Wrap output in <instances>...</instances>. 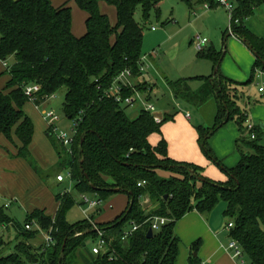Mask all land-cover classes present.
<instances>
[{
	"label": "trees",
	"instance_id": "trees-1",
	"mask_svg": "<svg viewBox=\"0 0 264 264\" xmlns=\"http://www.w3.org/2000/svg\"><path fill=\"white\" fill-rule=\"evenodd\" d=\"M99 1L114 6V26L101 12ZM184 1L189 5L191 0ZM203 1L217 6L214 0ZM74 2L85 13V32L81 36L72 33L71 9L64 4L54 7L50 0H0V62L8 75L0 89V135L15 144L16 156L47 182L49 174L37 165L29 150L34 126L25 111L29 100L24 88L40 87L34 93L36 104L65 89L62 110L66 118L75 122V133L69 147L52 134L49 137L57 157V171L67 170L81 195L93 194L103 204L111 195L123 193L128 204L119 217L105 224L94 222L93 215L68 222L65 216L74 198L67 192L54 195V215L46 214L44 208H33L23 224L7 215L4 206L0 207V226L11 225L16 241L22 237L26 242L40 231H50L54 237V243L46 248L28 244L20 250L17 241V250L4 254L9 248L0 233V264H175L179 254L176 222L193 209L208 213L220 200L226 204L223 216L227 224L232 223L229 235L240 245L247 262L264 264V128L255 126L253 139L248 135V114L237 104L235 86L240 84L220 71L223 52L212 47L198 52L199 57L212 63L213 72L197 77V87L190 85L195 80L192 77L165 79L176 100L197 107L209 99L215 101L214 124L195 128L202 153L227 177L217 182L205 177L199 165L168 157L162 136L155 145L150 143V136L161 135V125L172 120L176 111L163 115L158 123L143 108L130 118L126 105L106 95L122 70L129 69L132 80L141 75L143 30L151 17H159L160 0ZM261 3L264 0H236L233 18L238 22H231L232 33L255 56L254 71H264V38L255 35L244 20ZM136 12L140 14L139 22ZM252 78L253 75L245 84ZM146 86V82H137L133 87H122L121 96L137 90L150 101L151 91L147 93ZM230 121L236 122L240 131L235 142L240 159L228 168L213 155L208 138ZM158 168L171 175L158 176ZM144 197L154 205L150 210L141 205ZM102 204L95 210L99 211ZM152 216L168 221L147 237ZM32 223L38 229L25 228ZM133 223L141 226L122 239ZM95 228L106 242L105 249L97 254L92 252L99 235ZM198 245L199 241L192 245L193 251ZM80 255L87 261L81 262ZM190 264H197L195 258Z\"/></svg>",
	"mask_w": 264,
	"mask_h": 264
},
{
	"label": "rangeland",
	"instance_id": "rangeland-1",
	"mask_svg": "<svg viewBox=\"0 0 264 264\" xmlns=\"http://www.w3.org/2000/svg\"><path fill=\"white\" fill-rule=\"evenodd\" d=\"M59 2V4H64L71 9L72 15V25L74 31H78V27L84 28V31L80 34L83 35L85 32V13L78 8L77 4L74 0H55ZM63 2V3H62ZM204 3H199L193 5L192 8L196 9V12L189 10L187 8V4L183 0H162L160 5V14L158 18L151 17L149 24L144 27L143 30V40H142V56H148L154 49L159 51L160 59H162V64L159 66L156 64H148V69L143 71L144 78L146 81H149L151 85H153V90L148 89L146 92H151L150 100L154 103L156 110L158 112L163 111L164 108H168L177 112V117L184 116L185 112H189L192 115V121L194 125L203 124L204 126H212L214 124V113H215V101L213 99H209L205 104L201 107L193 106L190 104H186L182 101L174 99L170 94V90L166 85V82L163 80V76L166 75L170 79L184 78V77H192L193 82L190 83L191 86L197 87L199 82H197L196 78L200 76H208L211 71L210 62L203 57H196L198 51L194 47V38L199 36L200 38H206L208 41V45H213L216 50H226L229 52L223 57L222 53V61L221 62V71L228 78L233 81L239 83L240 85H236L235 89L238 95L237 104L238 106L248 112L250 114L252 107L256 105L264 106V71L263 70H253V60L254 54L250 51L247 46L240 41L233 34H228V36H222V33L227 30L230 26V19L227 10L223 7L217 6L216 8H210L206 10L204 9ZM187 5V6H186ZM99 8L101 12L107 15L110 24L112 26L116 23V10L113 5L106 4L104 1H99ZM202 11H212L214 15H216L219 19V23H224V27L219 30L217 23L215 21L209 19L207 16L204 18V23L197 22L195 17L199 16ZM136 21H140V14L136 12L135 14ZM172 19L171 23L163 25V23ZM251 19V26L255 28V30L260 34L259 37L264 38V3H261L257 6L253 12V14L246 18V20ZM151 26L155 28V30H151ZM229 33V32H228ZM232 43H235L234 45ZM222 47V48H221ZM206 48V47H204ZM221 48V49H220ZM245 49L247 53V62H239L237 58V54L242 49ZM204 50V49H203ZM231 51V53H230ZM223 52V51H222ZM245 58L246 56H242ZM159 59V60H160ZM250 59L252 61L250 62ZM238 60V61H236ZM245 61L246 59H242ZM153 65V66H152ZM146 65H144L145 67ZM247 67V71H246ZM164 72L163 75L161 72ZM253 75L252 81L250 83L245 84L248 80H250ZM137 79V78H136ZM134 79V80H136ZM132 82V79H130ZM137 81V80H136ZM132 82L131 87L136 85L137 82ZM148 82V83H149ZM263 88V91L259 92L258 89ZM137 91V90H136ZM65 89H60L45 102L40 105V108L53 110L56 119L54 120L55 131L53 133L52 128L47 127V132L50 135H53V138L58 141L56 138L60 133H65L67 137H73L72 126L74 121L65 117L62 110V102L64 99ZM139 92V91H137ZM135 93V92H134ZM133 93V94H134ZM140 98L142 97L146 100L145 94L139 92ZM140 104H136L134 106L126 105L125 112L130 118L136 116L141 108V104L144 102L143 99L139 101ZM124 106V104H122ZM166 111L164 113L167 114ZM252 115V114H250ZM257 114H255L256 116ZM163 117V116H162ZM163 119V118H162ZM252 119L258 125L260 123L258 117H254L252 115ZM178 122V126H182V120H176ZM248 121H251L248 117ZM233 125L237 126L236 122L230 121ZM168 128L167 135L173 139H180L181 133L177 130L173 132V130L169 129L173 126L171 124H167ZM157 136L153 137L151 140L156 141ZM264 143V133L261 138ZM47 145L48 141L45 139ZM41 141V142H44ZM59 142V141H58ZM60 143V142H59ZM49 146V145H48ZM203 154V153H202ZM204 155V154H203ZM205 156V155H204ZM207 158V157H206ZM208 159V158H207ZM35 160V159H34ZM209 160V159H208ZM23 164L18 165V169H12V172H9L13 176L9 178L2 177L0 174V207H3L4 212L9 215L11 218L16 219L21 224L27 218V211L31 204H34V192L35 187L34 183L36 180V176L29 167L28 163L25 160H21ZM36 161V160H35ZM210 161V160H209ZM211 162V161H210ZM37 164L41 165L39 162ZM55 164V163H54ZM21 168V170H20ZM25 170H29L31 172L30 175L24 173ZM157 175L163 178H167L170 176V172L165 169L158 168L156 169ZM203 172V171H202ZM57 174V173H56ZM55 174V175H56ZM61 174L64 176V182L61 184L57 183L55 180L49 179L48 193L53 196L57 193L67 192L72 195L74 198V204L69 208L66 213V220L70 223L85 219V216H88L90 211L91 215H93V221L96 223H110L114 221L115 218L119 217L122 212H124L125 205L127 203V196L123 193H116L111 195L105 202L104 206H101V211H94L93 209L87 212V215L83 213V209H87V204L81 203V194L78 193L76 188L74 187L73 182L68 178L67 170H62ZM26 175L27 177L23 176ZM54 175V176H55ZM20 176V177H19ZM15 178V179H14ZM33 193V194H32ZM12 195H16L14 200L9 201V197L12 198ZM90 198H93V194H88ZM48 198V196H47ZM95 198V197H94ZM7 204V205H6ZM34 207V206H33ZM226 207L224 201L220 200L213 208L209 211L213 217H217L218 220H221L223 216V211ZM50 208V207H49ZM120 210L117 216H115V212ZM85 215V216H84ZM90 215V214H89ZM115 216V217H114ZM220 222V221H219ZM224 227L227 226V220L224 218ZM38 226L32 223L30 229H38ZM226 231L229 235V230L226 228ZM46 231L38 232L33 238L29 239L26 242L24 240L18 239V244H20V250L22 247H26V245H30L32 248L37 247L38 245H43L41 242L43 237H41V233ZM0 233L2 237L6 239L8 250L4 254H8L10 252H14L17 250L15 248L14 240L16 237V232L14 233V228L9 226H0ZM27 233V232H26ZM29 233V232H28ZM15 235L13 238L12 235ZM226 245L230 242V235L228 236ZM42 243V244H41ZM90 244V242H87ZM88 247V246H87ZM15 248V249H14ZM79 257V253L76 254ZM80 260L87 261L86 258H83L80 255ZM31 264V263H26Z\"/></svg>",
	"mask_w": 264,
	"mask_h": 264
},
{
	"label": "crops",
	"instance_id": "crops-1",
	"mask_svg": "<svg viewBox=\"0 0 264 264\" xmlns=\"http://www.w3.org/2000/svg\"><path fill=\"white\" fill-rule=\"evenodd\" d=\"M52 5L54 7H59L62 4H59V2L55 0H50ZM184 1V0H183ZM162 0L159 2V10ZM63 3V2H62ZM186 3V2H185ZM199 3H205L203 0H191L190 4L187 3V8L190 10L193 5L199 4ZM208 3V2H207ZM204 6V4H202ZM217 6H211L209 4V7L204 9L201 8V10L206 9H212L216 8ZM196 12L195 8H192ZM208 17L209 19L215 21L217 23L218 29L221 30L224 27V23H219V19L212 11H202L199 16L195 17V20L200 23H204V18ZM85 21V20H84ZM172 19L166 20L163 25L171 23ZM251 19L244 20V23L246 26L257 36H260V34L253 28L250 24ZM153 26H151L152 28ZM153 30V29H151ZM155 30V28H154ZM153 30V31H154ZM71 31L75 36H80V34L84 31V28L82 27L81 30L78 27V31H74L73 25H71ZM227 30H225L222 33V36H228V33L225 35ZM241 41V40H240ZM242 42V41H241ZM208 43V42H207ZM244 43V42H243ZM233 45L235 43H232ZM245 44V43H244ZM206 48H214L213 45L207 46ZM246 45V44H245ZM204 48V50L206 49ZM222 48V47H221ZM220 48V49H221ZM225 50L223 51V57L224 55L229 53L226 48L223 46ZM248 48V47H247ZM216 50V49H215ZM243 48L241 53L239 52L237 54V58L239 62H247V53L244 51ZM220 52V50H216ZM221 51V52H222ZM231 53V51H230ZM246 56L243 58L242 56ZM196 57L198 58V53L196 54ZM222 57V59H223ZM159 51L157 56H149L148 55V64H154L161 65L162 59H160ZM242 59H246L243 61ZM236 60V61H238ZM209 61V60H208ZM222 61V60H221ZM252 59H250V62ZM210 62V61H209ZM254 63V60H253ZM211 71L210 74L213 72V65L210 62ZM153 66V65H152ZM253 66V65H252ZM220 71H221V62H220ZM247 71V67H246ZM161 72V71H160ZM162 75L164 72H161ZM222 73V71H221ZM224 75V73H222ZM208 75V76H209ZM203 76V75H202ZM226 76V75H225ZM201 77V76H200ZM227 77V76H226ZM186 78V77H184ZM165 79H170L166 75L163 76V80L165 82ZM8 80V75L5 71L4 63L0 62V89L3 88L5 82ZM139 82H146L147 90L151 89L153 90V85L150 84L149 81H146L144 78V73H142L141 76H139L137 79ZM136 80H132V82H135ZM149 82V83H148ZM259 91V89H258ZM152 92V91H151ZM151 92L149 93L151 95ZM261 92V91H259ZM146 102H150L154 104L151 100ZM42 105V104H41ZM142 106V105H141ZM135 107V105H134ZM25 111L28 114V116L31 118L33 126H34V133L32 138V143L29 146L30 153L32 157L36 160V163L39 162L41 165L37 164L45 173L49 174V177L47 178V182H43L38 176L36 177L34 187V204H31L29 209H26L27 213L33 209V208H44L46 214L54 215L57 207V203L54 200V196L52 194L48 193V186H49V179L55 180L57 183L56 176L58 174H61L62 170H58L56 168V162L57 157L56 154L52 148L51 142L49 140L50 133H48L47 127L49 128L46 121L43 119V115L41 113L42 108L37 107L32 102H27ZM172 113L173 110L168 108H164L163 111H160L159 113L163 116L165 112ZM189 113V112H188ZM248 117L251 120V122L254 124V126H257L255 121L252 119V115L254 117H258L260 123L258 126L261 128H264V106L256 105L252 107V110L250 112V115L248 112ZM255 114H257L255 116ZM181 119L182 120V126H178V122L176 120ZM192 121V115L189 113V117L187 118L184 114L182 117H177V113L174 114L172 120L164 122L161 125V135L153 134L150 136L149 141L152 145H155L161 138H164L167 144V154L168 157H170L173 160L176 161H183V162H190L199 165L203 168L202 174L217 182L225 181L227 179L226 175L212 162H210L203 154L200 149V146L198 144V134L196 131V126L201 125L203 127H209L204 126L203 124H197L194 125ZM167 124H171V130L173 132L178 133L180 131L181 137L180 139H171L167 133L168 128L166 127ZM157 139L154 142L151 140L153 137H156ZM240 136V131L238 129V126H234L233 123L227 122L221 127H219L209 138H208V144L212 150L213 155L219 159L226 167L230 168L236 165L240 159V155L235 147L236 139ZM47 139L48 145L46 141ZM44 141V142H41ZM22 158L16 156V147L15 144H10L3 136L0 135V174H2V177L9 178L13 176L9 172H12V169H18V165L23 164ZM55 163V164H54ZM30 167V166H29ZM21 170V168H20ZM32 170V169H31ZM24 173L30 175L31 172L29 170L24 169ZM34 173V172H33ZM57 173V174H56ZM35 174V173H34ZM56 174V175H55ZM55 175V176H54ZM27 177L26 175H23ZM36 176V174L34 175ZM20 177V176H19ZM169 177V176H168ZM15 179V178H14ZM64 182V181H63ZM61 184V183H59ZM33 194V193H32ZM48 196V198H47ZM16 198V195H12V198L9 197L10 200H14ZM106 201V200H105ZM128 204V198L127 203L125 205L124 210L126 209ZM141 205L145 207V209L150 210L154 205H151L149 202L148 197H144L141 201ZM34 206V207H33ZM104 206V202L102 204ZM50 207V208H49ZM123 210V211H124ZM96 211V210H94ZM101 211V209L99 210ZM120 210L115 212V216H117ZM90 211L89 214L91 215ZM123 213V212H122ZM121 213V214H122ZM88 214V216H89ZM114 216V217H115ZM220 221V222H219ZM224 217L221 220H218L217 217H213L211 213H199L196 210H190L187 213H185L175 224L174 230L175 234L179 238V254L176 260L175 264H190V261L193 258H195V262L197 264H238L234 259L231 258L230 254L226 250V243L227 239L229 238L228 232L226 231V228L224 227ZM15 233V231H14ZM12 237L14 238L15 235L13 234ZM41 237L44 240V232L41 233ZM16 238H14L15 240ZM43 240L41 242H43ZM199 241L198 249L196 251H193L192 245ZM42 244V243H41ZM40 245H38L35 248H38ZM247 261V260H246Z\"/></svg>",
	"mask_w": 264,
	"mask_h": 264
},
{
	"label": "built area",
	"instance_id": "built-area-1",
	"mask_svg": "<svg viewBox=\"0 0 264 264\" xmlns=\"http://www.w3.org/2000/svg\"><path fill=\"white\" fill-rule=\"evenodd\" d=\"M214 2L217 6L223 7L225 10H227V12L229 14V19H230V26L228 28V32H229V34H233L232 29H231V22H235V23L238 22V18H233V10L235 8L236 0H214ZM204 6L206 8H208L209 3L205 2ZM151 29L154 30V27H152ZM193 42H194L195 49L199 52V51H203V49L206 46L208 41L206 38H200L199 36H196L194 38ZM157 55H158V50L154 49L149 56H157ZM147 62H148V56H141V58L139 60V71L141 72V75H142L143 71L145 70V68L147 67V64H146ZM144 65H146V66L144 67ZM131 77H132V73L129 69L122 70L114 78L111 86L107 89L106 95L108 97H113L115 101H117L121 104L130 105V106H134L138 103L140 104L139 101L143 99L144 102L141 104L142 105L141 108H143L145 111L149 112L155 122H157V123L160 122L163 118L162 115L156 110V107L154 104H152L150 102H146L143 97L141 99L139 92H137L135 90L134 91L135 93L133 92L134 94L132 93L131 95H129L127 97L121 96V88L122 87H131L132 86L131 85L132 82L130 81V79H132ZM39 88L40 87L38 85H28L24 88V94L28 97V100L36 106V108L45 102L44 101L41 104H36V102H35L36 97L34 96L35 95L34 93H36L39 90ZM259 91H263V88H259ZM41 113L43 115V119L46 121L48 126H50L52 128V131L54 133V131H55L54 120L56 119V115H55L54 111L50 110V109L49 110L43 109L41 111ZM185 116L188 118L189 113L185 112ZM245 125L247 128L248 135L250 136L251 139H253L255 137V133L253 131V129L255 127L254 124L251 121L247 120ZM72 133L73 134L75 133V124L74 123L72 126ZM56 138L58 139V141L63 146H66V147H69L73 141V137L69 138L63 132L60 133L59 135H57ZM67 176H68V178H70L69 172H68ZM56 179H57V181H63L64 176L62 174H58L56 176ZM140 184L141 183H139L138 185H140ZM81 200L84 204H87V206H88L87 209H83V213L85 215H87V212L89 210L95 209L97 206H100L102 204L101 200L96 199V198H90L84 194L81 195ZM149 220H151L150 229L152 230V232L159 230L161 228V226L166 224V222L168 221L165 217H159V216H152V217H150ZM140 226H141L140 224L133 223L131 225V227L129 228V230L124 231L122 239L126 238L133 231L137 230ZM231 227H232V223L229 222L227 224L226 228H228V230H230ZM25 228L30 229V225L26 224ZM96 231L99 232V230H97V229H96ZM98 234H99L98 239L92 247V252L95 254L103 251L105 249V246H106V242H105L104 237L102 236V234L100 232ZM53 243H54V237L52 236L50 231H48V232L46 231L44 233V240H43L42 248L49 247ZM226 250L230 254L231 258L234 259L238 264H249L243 255V252H242L240 245L233 238H231L230 242L226 245ZM34 264H38V263H34Z\"/></svg>",
	"mask_w": 264,
	"mask_h": 264
},
{
	"label": "water",
	"instance_id": "water-1",
	"mask_svg": "<svg viewBox=\"0 0 264 264\" xmlns=\"http://www.w3.org/2000/svg\"><path fill=\"white\" fill-rule=\"evenodd\" d=\"M151 236H152V230L149 228L148 231H147V237H151Z\"/></svg>",
	"mask_w": 264,
	"mask_h": 264
}]
</instances>
